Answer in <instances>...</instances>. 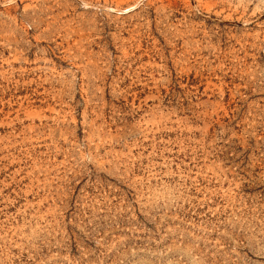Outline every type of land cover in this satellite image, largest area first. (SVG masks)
Wrapping results in <instances>:
<instances>
[{"label":"rangeland","instance_id":"1","mask_svg":"<svg viewBox=\"0 0 264 264\" xmlns=\"http://www.w3.org/2000/svg\"><path fill=\"white\" fill-rule=\"evenodd\" d=\"M0 264H264V0H0Z\"/></svg>","mask_w":264,"mask_h":264}]
</instances>
